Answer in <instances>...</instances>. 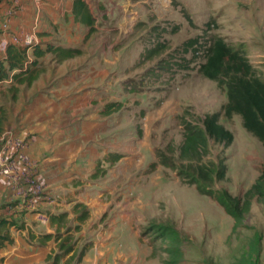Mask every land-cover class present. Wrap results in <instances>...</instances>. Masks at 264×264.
<instances>
[{
    "label": "rangeland",
    "instance_id": "1",
    "mask_svg": "<svg viewBox=\"0 0 264 264\" xmlns=\"http://www.w3.org/2000/svg\"><path fill=\"white\" fill-rule=\"evenodd\" d=\"M85 1L96 18L95 31L66 21L59 42H52L83 54L62 64L51 55L40 59L43 73L32 87H21V99L35 90H92L67 112L78 110L80 119L105 118V106L120 104L121 111L108 119V144L126 159L88 174L84 205L90 217L81 224L72 214L61 231L73 251L57 260L64 252L61 240H52L33 264H264V199H254L236 225L216 198L189 182L187 172L197 163L180 159L185 123L201 128L206 115L227 103L226 92L199 72L214 36L243 50L264 82V0ZM191 40L197 43L185 48ZM159 45L165 51L148 59L147 51ZM28 52L32 59L33 49ZM10 87L0 85L6 120L14 117L18 103ZM220 123L234 142L225 147L210 139L202 164L216 173L226 167L225 179L215 177L210 186L217 197L242 200L264 171V148L240 116L222 115ZM158 152L175 168L162 166Z\"/></svg>",
    "mask_w": 264,
    "mask_h": 264
},
{
    "label": "crops",
    "instance_id": "2",
    "mask_svg": "<svg viewBox=\"0 0 264 264\" xmlns=\"http://www.w3.org/2000/svg\"><path fill=\"white\" fill-rule=\"evenodd\" d=\"M73 4L74 0H0V41L3 38L11 40L12 36L23 39L26 35H34L40 44L59 42L66 21L71 27L82 26L74 19ZM6 24L7 29H4ZM3 58L0 54V63ZM90 91L73 90L63 94L62 90H35L28 100L24 96L21 99V90L14 117L6 120L0 136V158L7 153L28 156L37 166L36 178L42 193L35 205L30 206L27 198L18 195L7 178L0 174V224H5L4 233L9 230L13 239V244L4 242L0 246V264L39 263L48 249L46 244L41 245V238L56 234V227L50 222L39 223L38 214L69 213L71 216L76 204L86 203L88 174L99 165H119L126 159L122 157L114 164L107 160L111 154H121L119 149L113 151L108 144V119L121 111L120 104H116L119 110L111 114L104 113L108 105L105 106L102 119L89 115L80 119L78 110L67 113L80 104V98H87ZM74 99L78 101L76 105L70 104ZM93 113L91 110L90 115ZM10 138L20 140L23 146H10L9 152L6 151L5 141ZM92 177L95 176L92 174Z\"/></svg>",
    "mask_w": 264,
    "mask_h": 264
},
{
    "label": "trees",
    "instance_id": "3",
    "mask_svg": "<svg viewBox=\"0 0 264 264\" xmlns=\"http://www.w3.org/2000/svg\"><path fill=\"white\" fill-rule=\"evenodd\" d=\"M182 12L188 22L194 25L188 11L182 8ZM73 15L77 23L89 28L91 32L95 31L96 18L85 0H74ZM212 39L207 48L205 63L200 66L199 72L204 78L216 82L218 88L226 92L227 103L222 106L220 112L206 115L201 128L185 123L180 159L185 162L197 163V166L192 168L193 173L187 172L188 178L191 179L189 182L195 185L202 195L216 198L226 213L238 225L243 221L244 215L250 211L252 201L264 199V171L256 183L245 193L242 200L239 198L232 199L228 194L217 197L216 192L210 186L214 183L215 177L219 180L225 179L226 167L222 165V168L216 173L215 170L202 164V161L209 154L208 143L210 139L225 147H230L234 142L233 133L220 123L222 115L228 120L233 119L236 115L240 116L244 129L255 137L264 148V82L256 76L254 67L243 50L230 46L223 37L214 36ZM196 43V40H191L184 43L183 46L186 48ZM29 49H33L32 59L28 52ZM165 49L164 45H159L147 51L148 59L161 54ZM82 54L81 49L64 47L54 43L39 44L31 48H23L11 43L0 63V83H10L9 91L15 101L19 97L21 87H32L43 73L42 68L39 67L40 59L51 55L56 63L62 64ZM116 107V104H109L104 113L111 114L119 110ZM6 119L7 112L0 106V136L4 132ZM122 157L121 154H111L107 160L114 164L120 161ZM158 160L166 168H175L174 161L160 152H158ZM155 167L156 164H153L152 170ZM182 175L186 176V172L184 174L179 173V176ZM73 215H75L78 223L83 224L89 219L90 211L84 204H76L73 208ZM69 217V213L50 215V223L52 227H56V234L42 236L41 243L46 244L52 240H61V231L65 228ZM4 225L0 224V246L4 242L13 244L9 230L4 233L6 230ZM67 230L70 232L72 228H67ZM68 243L69 238L60 241L59 249L64 254L58 255L57 260H62V257L73 251L74 248L67 246ZM84 256L85 252L79 256L80 263ZM56 263L58 264L57 261Z\"/></svg>",
    "mask_w": 264,
    "mask_h": 264
},
{
    "label": "built area",
    "instance_id": "4",
    "mask_svg": "<svg viewBox=\"0 0 264 264\" xmlns=\"http://www.w3.org/2000/svg\"><path fill=\"white\" fill-rule=\"evenodd\" d=\"M7 29V25L4 26ZM13 43L23 48H31L39 45L40 42L34 35H26L23 39L17 37L3 38L0 41V54L4 55L7 52L9 45ZM1 84V83H0ZM6 151L9 152V147L14 146L21 148L23 143L18 139H6ZM0 174L5 176L11 184L14 191L23 198H27L30 206H34L38 197L42 193V187L37 181V166L28 156L14 153H7L0 158ZM38 221L41 224H48L50 216L47 214H38Z\"/></svg>",
    "mask_w": 264,
    "mask_h": 264
}]
</instances>
